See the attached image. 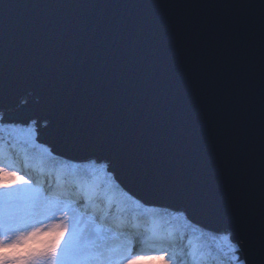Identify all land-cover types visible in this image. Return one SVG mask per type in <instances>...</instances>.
Listing matches in <instances>:
<instances>
[{"label": "snow or ice", "instance_id": "obj_1", "mask_svg": "<svg viewBox=\"0 0 264 264\" xmlns=\"http://www.w3.org/2000/svg\"><path fill=\"white\" fill-rule=\"evenodd\" d=\"M0 264H264V0H0Z\"/></svg>", "mask_w": 264, "mask_h": 264}, {"label": "water", "instance_id": "obj_2", "mask_svg": "<svg viewBox=\"0 0 264 264\" xmlns=\"http://www.w3.org/2000/svg\"><path fill=\"white\" fill-rule=\"evenodd\" d=\"M38 2L42 3H49V2H60V0H38ZM141 2L145 3H172V4H188V3H196V4H224V3H254L259 4L261 0H141ZM167 11V10H165ZM173 12L183 13L187 11L186 9H173ZM200 9L192 10L194 15H198L200 13ZM209 12V15H213L215 13H219L220 9H212V10H205ZM253 12H258V9H252ZM24 100H27V104H24ZM42 102V98L36 92H32L31 94H24L21 97H17L15 100V104L24 108H31L37 105L38 103ZM47 137L41 135L40 140L45 141ZM78 161L84 162L83 157H87L91 154L83 153L77 154ZM123 183H121V188L124 191L129 192L132 195H135L137 198H142L143 202L147 207H159L163 208L165 206H169L172 204L170 201H156L144 195V192L136 185L130 183L127 180H124L122 177ZM193 224H196L200 227L205 228V230H211L215 228V225L210 224L209 222L203 220L201 217L198 216H191L190 217Z\"/></svg>", "mask_w": 264, "mask_h": 264}, {"label": "rangeland", "instance_id": "obj_3", "mask_svg": "<svg viewBox=\"0 0 264 264\" xmlns=\"http://www.w3.org/2000/svg\"><path fill=\"white\" fill-rule=\"evenodd\" d=\"M116 195L119 196L120 193L117 192ZM173 224L176 225V226H178V225H179V226H180V225H181V226H186V224H185L182 220H180L178 217L173 221ZM186 228H189L190 231L192 230L191 227H189L188 225H187ZM206 231H208V230H206ZM201 243L207 244V245H209V246H214V244H215L216 242L213 241V240L211 239L210 236H205V237L202 239Z\"/></svg>", "mask_w": 264, "mask_h": 264}, {"label": "trees", "instance_id": "obj_4", "mask_svg": "<svg viewBox=\"0 0 264 264\" xmlns=\"http://www.w3.org/2000/svg\"><path fill=\"white\" fill-rule=\"evenodd\" d=\"M149 208H152V207H149ZM138 211H143V209H140V210H138ZM174 226H175V227L184 228V229H185V230H186L188 233H191V231H192V230L190 231V229H189V228H186V227H187V225H186V226H181V225H180V226H179V225H178V226H176V225H174ZM197 235H198V234H197Z\"/></svg>", "mask_w": 264, "mask_h": 264}]
</instances>
